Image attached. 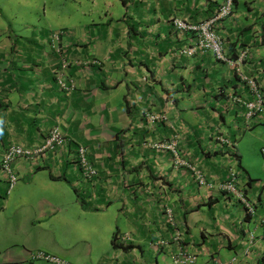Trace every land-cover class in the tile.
I'll return each instance as SVG.
<instances>
[{
  "label": "crops",
  "instance_id": "1",
  "mask_svg": "<svg viewBox=\"0 0 264 264\" xmlns=\"http://www.w3.org/2000/svg\"><path fill=\"white\" fill-rule=\"evenodd\" d=\"M99 1L104 14L92 0L89 18L60 38L46 30L0 53V264H170L168 208L193 264H264V171L240 148L264 113L245 126L252 96L234 64L248 52L241 70L264 95V0H233L229 17L211 23L221 58L199 46L200 30L172 20L207 21L224 0H118L115 16ZM54 127L65 145L15 158L11 187L7 148H38ZM230 171L254 215L220 190ZM161 239L170 245L155 246Z\"/></svg>",
  "mask_w": 264,
  "mask_h": 264
},
{
  "label": "built area",
  "instance_id": "2",
  "mask_svg": "<svg viewBox=\"0 0 264 264\" xmlns=\"http://www.w3.org/2000/svg\"><path fill=\"white\" fill-rule=\"evenodd\" d=\"M232 5L233 0H224V2L218 7L215 14L209 18L207 21L198 23V24H191L187 23L180 19H173L172 23L175 27L179 29H187V30H200L201 31V39L199 40V46L211 49V51L216 54L218 58H221V39L220 37L215 34L211 29L210 25L216 20H220L226 17H229V15L232 13ZM61 34H64L62 31L57 32L54 34V38L58 39ZM53 35V34H52ZM195 50V47L188 48L186 52L190 55L193 54ZM248 57L247 51H242L240 53L239 58L234 61L235 64V70L237 72V76L239 80L246 81L249 87V90L251 92L252 98L245 99L244 101V116L246 122L248 124L245 126L248 127L250 122L252 120H256L258 117H260L264 113V95L262 94V91L260 89L259 84L253 78L251 75H246L244 71L241 70V65L245 62L246 58ZM66 83V82H65ZM64 88H72L73 83L68 82L66 84L61 83ZM65 137L60 132V130L56 127L52 128L46 138L45 142L42 146L35 148V149H29L22 146H10L5 151L4 155L1 158V166L5 171L9 172V181L10 186L12 187L14 183L16 182V175L11 172L10 169V163L18 157L22 158H31L32 156L36 154L44 153L46 150H51L57 147H61L65 145ZM78 157L83 165H87V160L85 156V148L84 147H78ZM189 168L192 170V174L194 176V179L196 180L197 184L199 186H212V183L208 182L205 175L201 170L196 169L194 166H190ZM95 171L88 169L87 174H93ZM236 175L233 171H230L227 175V177L219 183L220 190L223 192L230 194L234 197H237L239 201L242 203L244 208L245 216H252L255 213V205L251 203L245 195L237 189L236 186ZM166 217L167 221L172 227V240L175 244L178 245V249L175 254L171 255L170 258V264H193L195 261V254L188 252L182 245V241L185 238V229L181 227H177L174 222V216H173V210L171 208L166 209ZM261 224H264V217L260 219ZM121 236H116V240H125L127 239V235L124 234ZM252 239V235H250V240ZM119 244V243H118ZM155 246H162V245H170L165 240L155 241ZM38 257L54 260L56 262H60V260L56 257H52L43 253H39ZM100 264H106L104 262ZM220 264V263H218Z\"/></svg>",
  "mask_w": 264,
  "mask_h": 264
},
{
  "label": "rangeland",
  "instance_id": "3",
  "mask_svg": "<svg viewBox=\"0 0 264 264\" xmlns=\"http://www.w3.org/2000/svg\"><path fill=\"white\" fill-rule=\"evenodd\" d=\"M92 0H0V53L8 49L12 39L28 38L34 33L56 34L69 28L71 24L87 20L90 16L89 7L93 8ZM96 1V7L105 6ZM240 5L244 0H239ZM107 11L117 14L120 7L118 0H109ZM100 3V4H99ZM101 5V8H100ZM95 14V13H94ZM50 27H46V26ZM63 32V31H62ZM67 32V31H66ZM246 155L245 163L249 168H256L255 173L264 171V125L258 124L252 130L246 131L240 142ZM101 222L104 219L100 218ZM99 219V221H100ZM91 243L98 245V238L91 237Z\"/></svg>",
  "mask_w": 264,
  "mask_h": 264
},
{
  "label": "trees",
  "instance_id": "4",
  "mask_svg": "<svg viewBox=\"0 0 264 264\" xmlns=\"http://www.w3.org/2000/svg\"><path fill=\"white\" fill-rule=\"evenodd\" d=\"M63 33H64V32H63ZM62 35H64V34H61V35L59 36V38H60ZM240 81H241V80H240ZM242 82L244 83V85H247V86H248V84H247L246 81H243V80H242ZM115 240H116V236L114 235V237L112 238V247H116L117 244H118V243L115 242Z\"/></svg>",
  "mask_w": 264,
  "mask_h": 264
}]
</instances>
